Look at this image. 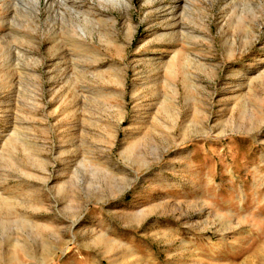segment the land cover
<instances>
[{"label":"rangeland","instance_id":"rangeland-1","mask_svg":"<svg viewBox=\"0 0 264 264\" xmlns=\"http://www.w3.org/2000/svg\"><path fill=\"white\" fill-rule=\"evenodd\" d=\"M16 1L0 264H264V0Z\"/></svg>","mask_w":264,"mask_h":264},{"label":"bare ground","instance_id":"bare-ground-1","mask_svg":"<svg viewBox=\"0 0 264 264\" xmlns=\"http://www.w3.org/2000/svg\"><path fill=\"white\" fill-rule=\"evenodd\" d=\"M82 1L84 2L85 0H82ZM110 1L112 3L117 4L119 7L129 5V2L127 0H110ZM44 2L46 5H49L51 0H44ZM60 2L65 6V8L67 10H69V9L75 10L76 11L75 14L77 13L79 16L78 20L76 19L77 20L76 25H77V28L80 31V33H76V36H77L76 43H79L78 48H80V50L83 51L82 47L84 45L83 40H84V35H85V32H84L85 31L84 30L85 17H82V16L85 13L84 8L81 5H77L75 3V1H73V0H60ZM40 3H41V0H17L15 2V5H16L15 10H17V12L19 14H21L22 16L29 17L32 20L33 17L37 16L36 11L40 10V8H39ZM2 5H3V3H2Z\"/></svg>","mask_w":264,"mask_h":264}]
</instances>
